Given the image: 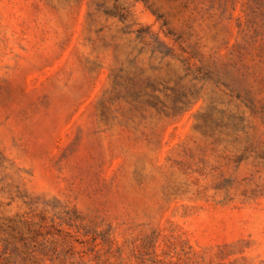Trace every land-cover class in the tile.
<instances>
[{"label":"rangeland","instance_id":"1","mask_svg":"<svg viewBox=\"0 0 264 264\" xmlns=\"http://www.w3.org/2000/svg\"><path fill=\"white\" fill-rule=\"evenodd\" d=\"M0 264H264V0H0Z\"/></svg>","mask_w":264,"mask_h":264}]
</instances>
